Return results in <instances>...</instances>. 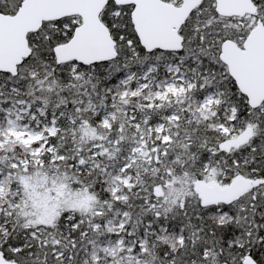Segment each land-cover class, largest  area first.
<instances>
[{"label":"snow or ice","instance_id":"6c2138e0","mask_svg":"<svg viewBox=\"0 0 264 264\" xmlns=\"http://www.w3.org/2000/svg\"><path fill=\"white\" fill-rule=\"evenodd\" d=\"M0 264H264V0H0Z\"/></svg>","mask_w":264,"mask_h":264}]
</instances>
